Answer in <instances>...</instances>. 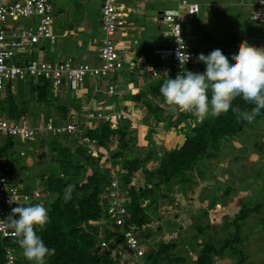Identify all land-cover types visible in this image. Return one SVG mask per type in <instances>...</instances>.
I'll use <instances>...</instances> for the list:
<instances>
[{"label": "trees", "instance_id": "1", "mask_svg": "<svg viewBox=\"0 0 264 264\" xmlns=\"http://www.w3.org/2000/svg\"><path fill=\"white\" fill-rule=\"evenodd\" d=\"M249 1L239 0V3L251 6ZM249 17L255 26L243 29L247 37L241 38L240 33H237L226 40L215 41L205 49L201 45H195L197 55L208 54L211 50L220 48L230 58L231 50L235 49L241 40L249 44L253 41L257 47L264 40V24L253 20L250 13ZM194 18L182 19L183 28L190 30V33L200 31L197 22L189 24V21L193 22ZM199 35L202 38L208 36L203 31ZM190 42L194 44L192 40ZM158 60L154 55H149L144 60V66L139 68V72L130 67L126 68L129 76L127 82H133L136 78L144 79L136 91L131 92L130 86L127 90L128 94H122L124 98L132 102L133 106L121 107V102H116V106H113L111 104L114 103L113 101L111 105L108 104L109 106L103 104L100 107L88 109L104 114H118L116 125H112L109 119L87 117L89 111L78 106L76 107L78 115L70 118L67 115L69 107L60 103L56 109L62 114L61 121L48 114L43 119L50 120L55 127L72 122L79 129L76 133L46 131L41 134L40 139L34 140L36 143L11 135H0V164L9 165L8 179L11 184H14L21 194L37 189L40 196L44 194L48 197L44 207L48 209L49 222L37 233L46 246L55 249L54 255L46 257V264H128L112 255L114 243L120 242L122 234L121 229L111 223L108 218V191L105 186L109 183L112 173L102 167L101 163L107 161L118 165L119 169L115 176L118 178L120 195L127 209L123 229L132 226L141 238L140 230L151 222V212L156 211L153 206L158 204L160 198L169 197V193L177 191L172 189V183L179 182L177 186L187 184L193 171L200 172L203 160L217 157L223 141L233 139L260 118L261 115L257 116L252 123L237 120L236 115L229 109L216 117L208 116L201 121L191 112L174 109L165 102L160 93V86L168 77L175 78L177 74L169 64L164 67L159 66ZM123 67L110 75L116 77V72ZM204 67V64L196 59L192 63H186L183 71L187 69L194 73L203 72ZM152 71H155V74ZM147 77L151 79L147 80ZM96 78H98L97 83L104 79ZM85 81H89V78ZM83 83L80 89H83ZM85 89L88 90L89 87ZM104 91L106 92V89ZM81 92L83 93V90ZM104 95L114 100L117 97L116 92L111 94L106 92ZM55 97L48 80H34L30 77L16 82L12 89L9 83L6 91L0 96V116L16 119L21 114H25L30 102L51 104V100ZM71 103L78 104L72 101ZM232 106L250 110L253 105L246 103L241 97H236L232 101ZM125 112L129 115H131L130 112L144 113L143 118L145 117L147 126L165 122L174 130V134H180V140L171 148H167L164 144L159 147L151 145L153 143L150 141V136L154 132L150 131V126L145 128L143 133L142 128L137 126L135 131L138 132L132 134L130 132L132 119L129 115L125 116ZM42 117L41 112L36 111L33 117H29V121L34 122L35 119L38 121ZM43 140H45L43 144L48 146L49 151H44V166L38 173L39 179L35 185L30 180L32 175L22 174V170L28 166L20 158L31 154L39 155L32 150L31 145H39ZM133 141L136 145L138 142H143L146 152H143L142 156L132 145ZM25 143H30V147L23 146ZM113 144L115 147L112 146ZM94 147L97 155L92 154ZM152 160L155 162L154 166H148L147 164ZM12 166L15 169L13 175L11 174ZM138 171L143 178L140 184H135L134 177ZM68 185L73 186V191L71 199L65 202L63 192ZM230 189L231 187L227 186L226 192ZM178 193L179 196L171 197L169 201L180 202L185 193L183 190H179ZM15 201L24 206L37 204L36 198L21 200L20 197L13 198L8 203L1 202L0 206L8 211L5 220L11 230L13 229L7 217L11 214V208L17 206ZM240 203L241 207L235 214L230 218L225 217L232 225V235L225 237L217 244L210 239L199 241L197 243L199 247L194 250L195 255L191 258L190 264H213L215 257L227 260L226 264H244L247 255L241 248V222L252 212H258L264 206V190L261 201L253 204L247 200H240ZM223 204L225 205V202ZM161 227V224L157 226V228ZM197 228L203 231L206 226L204 228L198 225ZM146 230L150 228L147 227ZM101 241L106 243L105 247L100 245ZM149 245L143 256L145 264H171L172 261L184 260L180 254L174 252L178 247L176 240L167 242L158 240ZM7 247L14 251L15 264H31L23 256L18 238L14 234L11 236L0 234V264L5 258L4 252Z\"/></svg>", "mask_w": 264, "mask_h": 264}, {"label": "rangeland", "instance_id": "2", "mask_svg": "<svg viewBox=\"0 0 264 264\" xmlns=\"http://www.w3.org/2000/svg\"><path fill=\"white\" fill-rule=\"evenodd\" d=\"M50 1L53 3L55 11L52 12L51 29L56 35V41L54 43H49L48 40L41 39L38 44L30 47L27 51L30 52L29 55L31 54L30 57L32 59L42 60L44 58L43 51L45 49L49 53V59H59L58 57L61 56L60 50L65 47L63 45L65 39L70 37L67 36V38H65L61 35L63 31L62 26L65 24L66 26L72 27L69 32L72 36L74 33L77 34L76 28L78 26L85 28L87 25L89 26L88 31L90 35L102 33L101 30H98L96 27V18L98 16L97 6H99L100 0ZM150 1H152V5H154L153 13H155V11L157 12V9H161L162 7H172L175 5L174 0H160L161 3H159L158 0ZM195 1L199 3L200 10L195 15L193 22L189 21V24L197 22L199 25L198 28L208 34V36H205L206 38H202L198 33V41L193 40L195 45L203 44V49L208 48L215 41L225 40V38H228L232 34L240 33L241 38L247 37L243 35V29L255 26L249 17L250 6L240 4L239 0H214L208 7L205 5L201 6L198 0ZM200 1L202 2V0ZM204 1L206 2V0ZM59 6L65 9V14L57 15L58 12H56V10ZM146 13L152 12L147 10ZM151 16L152 15H147L144 17V20H142V24L146 28L145 39L150 38L147 44L145 43L142 45L146 46V48L148 46L146 58L149 55L153 56L152 49L155 44L151 41V37L153 36L152 33H155L156 26L164 25L162 22L153 21ZM73 26L75 27L73 28ZM121 30L120 28L115 32L114 38L118 40L123 39L122 32H120ZM130 30L132 29H128V31ZM77 32L79 33V31ZM116 42L120 43L118 41ZM251 45L255 46L257 44L252 41ZM258 47L264 48V40ZM73 51L74 50H71V52ZM157 63L161 67L167 65L165 60L159 59ZM126 68H128L127 63L124 65L123 69L116 72L117 78L110 75L99 83L96 81H85L83 83V89H80L78 95L74 96V98L66 92L67 89L62 90L60 94L54 91L55 88L51 86L53 94L56 96L51 100V104L48 102L35 103L32 101L25 114L29 117H33L36 111H40L43 115L42 118L48 114L50 117L61 121L63 118L62 114L56 109L57 105L60 103L69 107L67 115L70 116V118L78 115L77 106L85 110L94 108L95 106L100 107L103 104L109 106L108 104L113 102L114 99L112 97H105L104 94H106V92L104 90L108 83H114L117 87L118 85L120 86L119 82L124 83V80L127 82L129 76ZM138 79L137 84L141 86L142 80L140 78ZM149 79L151 78L147 77V80ZM92 84L96 86V89L93 90L91 94L90 92L87 93L89 95L81 92L82 90L86 92L84 89L89 86L92 87ZM131 89L133 91L136 90L135 88ZM94 97L97 98L94 99ZM118 98L120 99L119 95ZM71 101L78 104L73 105ZM116 101L111 104L116 106ZM127 102L128 101H122L120 103L121 107L124 105L129 107L133 106V104H130L132 102H129V104ZM125 114V116L129 115L128 112H125ZM130 114L129 116H131L132 119L130 123V132L132 134L136 133L137 130L135 131V128L140 126L143 133L144 129L150 126V131L153 130L154 132L150 136V141L153 143L151 145L159 147L164 144L167 148H171L180 140V134H174V130L167 126L165 122L158 125L147 126L144 120L145 117L143 118L144 113L130 112ZM35 139L38 140L40 137L37 136ZM44 141L45 140H43V142L39 141V145H31V142L36 143L34 140L30 141V143L23 144V146L26 147H30V144L32 150L39 153V155L37 154L35 156L31 154L22 157V159L20 158V160H24L28 166L25 170H22V174L32 175L30 180L32 184L35 185H37L36 183L39 179L38 173L44 166V153L49 151L48 146L43 144ZM131 143L136 147L140 156L143 155V152H146V147L143 145L142 141L141 143L138 142L137 145L135 141ZM112 146L115 147L114 144ZM95 153L96 152H94V154ZM216 156L217 157L210 158L206 161L203 160L204 162L200 166V172L193 171L190 175L191 179L187 184L177 186L179 182L175 181L172 183V189L177 191L169 193V197L160 198L158 204L153 206L156 211L151 212V222L145 225L139 232L140 237L142 240H145L146 243H150V241L154 243L158 240L164 242L176 240L178 247L174 252L180 254L184 260H179L178 262L172 261L171 264H190L193 251L199 247V244H197L199 241L210 239L217 244L225 237L231 236L233 228L225 217L229 216L230 218V216L238 211L241 207L240 200H247L253 202V204L262 200L264 190V112H262L260 118L256 120L251 127L244 129L237 136L233 137V139L223 141L221 149ZM154 164L155 162L152 160L147 165L154 166ZM101 166L107 168L112 175H115L119 169L118 165H114L107 161L101 163ZM14 171L15 169H13L12 166V175ZM136 173L137 175L134 177V182L135 184H140L143 175L139 171ZM227 186L231 187L228 192H226ZM179 190L184 191V198H182L180 202L175 200L170 202L169 200L171 197L179 196ZM20 199L22 200L21 197ZM47 199L48 197L42 194L40 197L36 198V201L44 206L47 203ZM223 202H225V205ZM159 224L162 225L161 228H157ZM198 225L204 228L206 226V228L200 231L197 228ZM146 226L149 227L150 230L147 231ZM240 231L241 248L247 255L244 264H264V206L260 211L252 212L241 222ZM147 232L148 234H146ZM228 259L230 258L228 257ZM230 261L232 260L230 259ZM226 262L227 260H223V264H226Z\"/></svg>", "mask_w": 264, "mask_h": 264}, {"label": "built area", "instance_id": "3", "mask_svg": "<svg viewBox=\"0 0 264 264\" xmlns=\"http://www.w3.org/2000/svg\"><path fill=\"white\" fill-rule=\"evenodd\" d=\"M176 3V7L166 8L159 14L157 20L164 24L161 29L164 42L155 47L152 54L157 59L165 60L170 67H173L176 74H180L186 63H192L197 59L195 44L190 42L193 38L192 34L183 28L182 19L195 17L200 5L195 0H176ZM249 4L252 19L264 24V0H250ZM52 12L53 6L49 0H0V95L9 83L31 77L34 80H48L55 88L54 91L61 94L62 90L67 89L66 92L73 96L79 93L84 80L95 77L105 78L123 67L126 47L118 46L114 40L115 32L125 26L126 14L120 0H101L100 26L103 36L97 48L96 63H76L71 57L56 60L28 59L27 50L38 44L41 39L48 40L49 43L55 42L56 35L51 29ZM152 73L155 74V71ZM115 88L114 83H108L106 92L114 93ZM88 111L87 117L109 119L112 125L117 123L116 113ZM78 130L72 122L59 124L56 127L50 120L43 118L30 122L29 117L24 113L16 119L0 116V135H11L22 140H36L37 136L40 137L46 131L76 133ZM92 154L97 155L95 147L92 149ZM9 173V165L0 164V203H8L16 197L30 200L40 196L37 189L30 193H19L17 187L9 181ZM105 187L108 191L109 221L121 229L122 234L120 242L114 243L113 257L128 264H145L143 260L145 244L138 237L134 227L128 226L123 229L127 209L120 195L118 178L112 175ZM6 214L8 211L0 206L1 236L14 234L5 220ZM100 245L105 247L106 243L101 241ZM4 253L2 264H15L14 251L7 247ZM214 264L222 263L215 260Z\"/></svg>", "mask_w": 264, "mask_h": 264}, {"label": "clouds", "instance_id": "4", "mask_svg": "<svg viewBox=\"0 0 264 264\" xmlns=\"http://www.w3.org/2000/svg\"><path fill=\"white\" fill-rule=\"evenodd\" d=\"M258 46L241 40L231 50L230 58L220 48H215L208 54L200 53L197 59L204 64V71L194 73L186 69L175 78L168 77L161 84L160 93L169 106L191 112L201 121L231 109L237 120L252 123L264 112V48ZM13 87L15 83H10V88ZM236 97H241L253 106L250 110L233 107L232 101ZM72 191V185L64 189L65 202L71 199ZM7 218L18 238L23 256L31 264H46V257L54 255L55 249L46 246L37 233L49 222L48 209L39 203L27 206L17 203L16 207L11 208V214ZM140 240L145 244L146 252L150 245L142 238ZM215 260L223 264V259L215 257L213 264Z\"/></svg>", "mask_w": 264, "mask_h": 264}, {"label": "crops", "instance_id": "5", "mask_svg": "<svg viewBox=\"0 0 264 264\" xmlns=\"http://www.w3.org/2000/svg\"><path fill=\"white\" fill-rule=\"evenodd\" d=\"M158 1H159V3H161L160 0H158ZM198 1L200 2L201 6L205 5L208 7V5L213 3L214 0H206V2L204 0H202V2L200 0H198ZM221 1H223V0H221ZM50 2L53 6L52 1H50ZM120 2L122 3L123 11L126 14V16L124 18L125 19V26L123 28H121L122 30L120 31V32H122V38L123 39L118 40V39L114 38V40H115V42L116 41L120 42V43H117L118 46L126 47V57H125L124 65H126V63H127V66L130 67V69L136 70V71L138 70V72H139L140 71L139 68H142L144 66V63H145L144 60H146L145 57L147 56V53H148V46L146 48V46H142V45L145 43L147 44L148 39L150 41V38L145 39L146 28L142 24L143 23L142 20H144L145 16L152 15L151 18L153 19V21L154 20L159 21L157 19L159 18L160 12L166 8H171V7L165 6V7H162L161 9H157V12L155 11V13H153L154 5H152V1H150V0H120ZM174 2H175V5L172 7L177 6L176 0H174ZM100 8H101V0L99 2V6H97V10H98L97 15L98 16L96 18V20H97L96 27L98 30H101ZM147 10L152 12V13H146ZM53 11H54V8H53ZM64 11H65V9L61 6H59V8L56 10V12H58L57 15L65 14ZM249 12H250V10H249ZM23 22H26V21H23ZM74 27L75 26H73V28ZM88 27H89L88 25L85 26V28H83L82 26H78L76 28L77 34L74 33V35L72 36L69 33L71 31L72 27L66 26V24L62 26L63 31H62L61 35L65 38H67V36H70V37L68 39H65V43L63 44L67 48L64 47L62 50L59 49L61 51V54H60L61 56L58 57L59 59L71 57L74 60V62H76V63H88V64L96 63L97 48H98V45L100 43V39L103 36V33H101V34L95 33L94 35L93 34L90 35V32L88 31V29H89ZM162 27H163V25L162 26H160V25L156 26L155 33H152L153 36L151 37L152 38L151 41L154 42V44H155L154 48L164 42V39L161 36ZM128 29H132V30L128 31ZM77 31H79V33ZM188 31H190V30H188ZM101 32H102V30H101ZM131 32H133L134 34ZM197 32L201 33V30L190 33V34H192L191 37H193L191 39L192 41L193 40L198 41V38H197L198 33ZM246 34H247L246 31H244L243 35L245 36ZM228 38H225V40ZM55 41H56V39H55ZM201 46L204 47L203 44ZM42 49H43V47H42ZM71 50H74V51L71 52ZM29 53L30 52H27V55H26L27 58L31 56V54L29 55ZM48 54H49L48 51L45 49L43 51V55H44L43 59H46V58L49 59ZM97 80H98V78H96V77L95 78H89V81H96L97 82ZM138 80L139 79L136 78V80H134L133 82H130V83L125 82V80H124V83L119 82L120 86L118 85L116 88L117 97L114 101H116V100L118 102L128 101V99L124 98L123 96L128 94L127 90H129L128 88L130 86H131L130 88H135L136 90L138 89V86L140 85V84L139 85L137 84ZM127 83H128V85H127ZM92 85H93L92 87L89 86L91 88H89L88 92L86 91L83 93L87 94L90 91L92 92L93 90H95L96 86H94V84H92ZM85 90H87V89H84V91ZM130 91L133 92L132 89ZM122 94H124V95H122ZM87 95H89V94H87ZM118 95L120 96V99L118 98ZM129 102L130 101H128L127 103H129ZM130 104H132V103H130Z\"/></svg>", "mask_w": 264, "mask_h": 264}, {"label": "bare ground", "instance_id": "6", "mask_svg": "<svg viewBox=\"0 0 264 264\" xmlns=\"http://www.w3.org/2000/svg\"><path fill=\"white\" fill-rule=\"evenodd\" d=\"M261 45V44H260Z\"/></svg>", "mask_w": 264, "mask_h": 264}]
</instances>
